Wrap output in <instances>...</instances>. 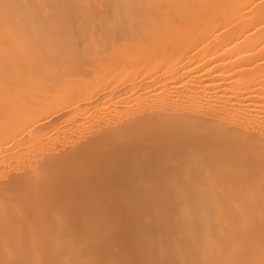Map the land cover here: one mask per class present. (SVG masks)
Returning <instances> with one entry per match:
<instances>
[{"label": "bare ground", "instance_id": "bare-ground-1", "mask_svg": "<svg viewBox=\"0 0 264 264\" xmlns=\"http://www.w3.org/2000/svg\"><path fill=\"white\" fill-rule=\"evenodd\" d=\"M0 264H264V0H0Z\"/></svg>", "mask_w": 264, "mask_h": 264}, {"label": "rangeland", "instance_id": "rangeland-1", "mask_svg": "<svg viewBox=\"0 0 264 264\" xmlns=\"http://www.w3.org/2000/svg\"><path fill=\"white\" fill-rule=\"evenodd\" d=\"M103 118H104V117H103ZM100 119H102V118H100ZM92 123H93V124H92ZM92 123H91V124H92V126H91V124H90V123H88V124H90V126H91V127H90V128H91V130H90V128H89V125L87 124V125L83 126L82 128H80L81 130H82V129L84 130V131L82 130V132H83V133H81L80 129H78V130L80 131V133H79V131H78V130H77V131H78V133L80 134V136H79V134H76V135H77V136H79V137H84L85 135H87V134H88V132H87V133H85L86 131L90 130V131L92 132V128H93V126H94L95 122L93 121ZM86 126H87L88 128H87ZM95 128H97L96 124H95V126H94L93 130H94ZM85 129H86V130H85ZM87 129H88V130H87ZM90 131H89V133H91ZM82 134H83V135H82ZM88 135H89V134H88Z\"/></svg>", "mask_w": 264, "mask_h": 264}]
</instances>
